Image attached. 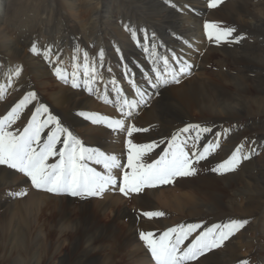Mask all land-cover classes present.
<instances>
[{"label": "bare ground", "instance_id": "bare-ground-1", "mask_svg": "<svg viewBox=\"0 0 264 264\" xmlns=\"http://www.w3.org/2000/svg\"><path fill=\"white\" fill-rule=\"evenodd\" d=\"M206 1L62 0L66 12L61 13L57 0H0V85H4V93L0 98V119L7 115L24 95L35 90L30 79L31 75L38 81L47 80L46 76L54 71L53 59L67 62L68 68H61L66 74L73 72V63H75L77 65L75 70L82 83L83 54L87 52L90 61L94 59L97 62V71L100 73L92 92L82 86L73 88L70 75L68 83L56 76L66 85V88L56 84L57 82L53 85L43 83L40 87L38 84L37 88L35 87L37 91L33 92L36 94V100L25 107L28 110L27 114L23 112L16 120L18 124L14 127H17V131L23 130L36 107L42 104L46 107L50 106L49 113L70 131L73 132L75 126L83 127L81 130L85 141H81L82 144L85 147L97 149L102 141L89 142L92 140L89 139V135L93 136L96 132L94 129L85 127L84 118L78 115L79 112L97 109L94 99L100 100L103 104H111L119 111L124 100L139 101L140 97L136 94L135 88L131 87V83L137 84L142 90L147 89L144 97L146 103L151 97L157 96L155 102L160 109L155 120L162 123L166 132L177 131L178 123L183 124L181 126L183 128L191 124L192 121L186 120L190 116L189 112L186 113L196 108L200 116L209 117L213 125L226 123L229 117L232 120L242 119L240 122H244L243 125L233 126L234 128L230 129L232 133L222 132L218 135L213 132L210 138L196 142L192 150L194 152L203 151L204 147L217 141L220 145L207 159L199 162L210 169L208 176L198 181V184L182 183L181 188L187 191L179 194L169 193L170 191L152 193L154 198H159L161 206L185 215L186 221L175 225L174 222L173 224L163 222L162 216L156 217L155 222L159 229H154L152 225L142 220L147 218L143 215L131 212L116 213L117 219L125 217L127 220L129 234L118 243L119 245L116 244L118 248L111 247L112 255L108 259V264H112L111 256L115 257L120 250L126 249H128L127 260L132 262L130 264L155 263L139 239L140 232H153L158 237L168 228L180 225L186 227L190 223L197 224V220L201 223L200 231H202L234 219L247 220L248 223L226 240L221 250L214 253L209 251L193 264H241L242 261H248V264H264V247L258 243L259 240L264 239V97L254 100L251 98V101L250 94L247 95V91L244 90L245 85L230 77L233 80L231 85L236 88L233 94L229 95L220 91L208 92L191 81L176 93V102L173 103L170 100L171 103L165 104L167 88L170 84L159 89V94L156 95L157 90L152 89L147 83L148 78L155 76L152 71L154 67L164 72L162 61L156 65L153 64L154 57L151 55L153 51L157 59L168 57L169 63L174 68L178 69L187 64L191 66L189 71L200 69L201 66L194 64L190 58L198 60L209 56L205 53L208 38L203 27ZM252 1L259 0H229L231 14L235 16L242 14L243 21L227 39L229 42L227 47H223L222 53L228 59L245 63L249 69L264 70V11H260L264 10V4L259 10L257 9L261 15H257L254 13L257 3ZM227 18L229 15L219 17L220 20H227ZM218 26L221 27L219 24ZM128 29L136 31V39L132 38ZM145 32L149 36L148 41L143 39ZM239 35L240 40L236 42ZM33 44H36L39 49L38 54L30 51ZM145 46L149 51H144ZM117 48L119 52L116 51ZM47 49H51V55L45 59L44 51ZM76 49L80 50L79 53ZM101 50L104 52L102 64L99 60ZM73 56L78 57L75 62L72 60ZM177 57L179 64L175 59ZM17 67L22 69L19 77L14 75ZM124 80L129 81L130 84L124 85ZM256 86L258 93L264 92L263 86ZM117 88L121 90L122 100L117 96ZM84 94H91V98H84ZM7 96H10L8 102L4 101ZM144 105L145 103H140L132 109L125 105L121 112L129 118L134 115L137 107ZM21 110L24 111V109ZM247 110L251 111L250 116L245 115ZM128 112H131V115H126ZM45 131L47 132L48 129ZM191 136H195L194 131L191 132ZM236 148H241L243 153L250 154L251 157L242 162V170L239 173L243 176L232 174L217 180L213 176L219 173L211 169L227 159ZM125 155V153L121 155V163H124ZM16 172L7 166H0V192H2L1 188L11 186H16L14 190L22 188L24 191L27 190L28 185L25 182H17ZM216 181L221 182L224 187H235L244 199L242 206L235 205L234 214L215 217L217 211L224 209L221 204L222 199L226 197L225 188L220 190V185ZM13 197L0 196V211L3 218L0 226V241H6L11 246V251L13 249L16 251L14 258L11 259L8 255L4 258L9 264L39 263L32 248L24 246V240L28 235L29 217L33 213L41 215L47 205L70 208L75 200L80 202H78L79 208L87 207L86 203H81L86 201L84 197H73L68 194L53 193L52 195V193L42 194L28 190L21 202L13 201ZM151 199L144 198L142 201L141 206L145 212L156 211ZM112 200L106 198L102 202H97L94 208L106 216L105 210L116 207ZM85 217L88 216L85 215ZM249 234L251 236H248ZM189 241H185V245ZM92 254L93 249L86 248L73 260V264H95V261L97 263L99 260ZM58 264L64 263L59 261Z\"/></svg>", "mask_w": 264, "mask_h": 264}, {"label": "snow or ice", "instance_id": "snow-or-ice-1", "mask_svg": "<svg viewBox=\"0 0 264 264\" xmlns=\"http://www.w3.org/2000/svg\"><path fill=\"white\" fill-rule=\"evenodd\" d=\"M222 0H209L208 7H217ZM204 31L211 41L215 39L217 43L227 41L235 31L234 28H221L215 23L205 22ZM127 28V26H126ZM133 39L137 38L135 30L128 29ZM145 41L149 36L145 32L143 37ZM236 42H239L237 38ZM153 48L155 45L153 44ZM30 51L38 54L39 49L33 44ZM79 49L76 52L79 53ZM119 52V48L116 49ZM144 51H149L144 47ZM51 55V49L44 51V58L48 59ZM153 64L156 65L162 61L164 72L158 67L152 71L154 77L148 78L147 83L152 89L157 90L172 84L179 83L181 75L189 74L190 65L184 64L178 69L169 63L168 57L155 58ZM77 56H73L75 62ZM104 52L101 50L99 60L102 64ZM177 63L179 64V58ZM83 74L82 83L79 81L78 73L75 70L77 65L73 63V72L66 74L61 68L54 69L55 74L65 83L69 82L71 76V86L73 88L83 87L89 92L93 91L97 78L100 73L97 71V62L90 61L88 53L83 54ZM22 69L17 67L14 75L19 77ZM111 71V69H109ZM115 83V81H113ZM136 94L140 97L139 101L124 100L121 104V111L126 105L129 109L136 107L140 103H146L144 97L147 89H141L137 84L132 83ZM117 96L122 100L121 90L116 89ZM4 93V85H0V98ZM36 100V94L29 92L12 107L11 111L0 119V166H7L14 169L29 178L32 186L36 189H42L54 194H68L73 197H92L103 193L109 186L117 185V176L113 174L114 170L122 168L121 161L115 155H106L103 151L94 148L85 147L72 131L64 127L60 120L49 113V109L40 105L32 113L27 125L22 131H12L10 128L19 119L20 110ZM107 102V101H106ZM92 124H107V127L114 131H127L129 137L133 132L146 131V129H137L135 127L126 128L125 121L122 119H108L93 113L81 111L78 114ZM131 115V112L126 113ZM51 126V127H50ZM45 129H48L46 132ZM195 132V136H186L184 134ZM208 127H202L199 124H189L174 133L167 141L168 147L162 150L157 159L151 163H144V156L158 147L155 143L135 144L131 139L127 140L128 155L127 168L131 172L122 173V185L119 191L125 195L128 192L139 193L144 187H155L158 185L170 184L176 177L191 176L196 173L194 164L208 158V156L219 148V142L209 144L203 148V151L194 152L196 142L200 140L201 133L210 132ZM227 131V130H225ZM219 135V134H218ZM192 139L191 148L188 147V140ZM62 145V147H58ZM50 158L55 162L49 163ZM250 154H245L241 148H236L231 155L218 163L211 171L224 174L235 171L243 161L250 159ZM88 161H94L102 165L104 172L97 171L90 167ZM25 192L16 193V196H23ZM148 218L161 217L164 215L161 211H147L142 213ZM248 223L247 220H230L225 224H216L212 227L200 231L193 239L189 237L201 228L199 224H191L186 227L180 225L171 227L160 234L158 237L153 232H140L139 238L144 242L147 251L151 254V259L155 264H193L205 253L223 246L237 231ZM185 241H189L185 245ZM241 264H248V261H242Z\"/></svg>", "mask_w": 264, "mask_h": 264}, {"label": "rangeland", "instance_id": "rangeland-1", "mask_svg": "<svg viewBox=\"0 0 264 264\" xmlns=\"http://www.w3.org/2000/svg\"><path fill=\"white\" fill-rule=\"evenodd\" d=\"M57 1L60 12L65 13L66 9L64 8L62 0H57ZM208 2L209 0L206 1V6H204L206 10L204 17L205 22H210V23L212 22L217 25L219 24L223 28H234V29L238 28L239 27L238 25L242 23L243 21L242 14H237V16L231 14L232 12H230L231 9H230L229 0L228 1L222 0V2L219 3L217 7L214 8H209ZM252 3H257L256 10L254 11V13L257 15H261L258 12L264 10L257 11V9L259 10V8L264 4V1L263 0H259L257 2L252 1ZM226 15L227 16L229 15V18H227V20L219 19V17ZM230 17L232 19H230ZM237 37L240 38L241 36L239 35ZM208 41H207L208 46L205 53L209 54V56H207L206 59L200 58L197 60L195 58L192 59L190 58V60H192L194 64H197V66L199 65L201 66L200 69H198L197 71H189V74L181 75L179 77V83L170 84L167 88L168 94L165 100L166 103L165 102L164 103L169 104L171 103V101L173 103L176 102L177 101L176 93L179 91V89L182 86L187 85L191 81H194L196 84L200 85L203 89H206V91L208 92L220 91V92H226V94L228 93L229 95L233 94L236 88H234L231 85V82L233 80H231L230 77L232 79L233 78L237 79L239 82L241 81L245 85L243 87L244 90L247 91L248 93L247 95L250 94L249 95L251 96L250 100L251 98L252 100L258 99L260 97L263 98L264 92L258 93L256 85H261L264 87V70L249 69L245 66L246 65L245 63H240L238 61L228 59V57H226V55L222 53V50L224 49L223 47H227V44L229 42L228 40L220 43H217L215 39L211 41L208 39ZM52 66L54 69L56 67L66 68V69L68 68L67 62L64 63L63 61H58L55 59L52 60ZM50 73L52 75L48 74V76H46L48 77L47 80H43V81L40 80L38 81L33 78V75H31L32 78L30 79L32 80V84H33L32 86L33 87L35 86L37 88L38 84L40 87L43 85V83H50V84L52 83L51 85H53L57 82L56 84L62 85L64 88H66V85L60 82V80L57 78L58 76L54 73V71ZM29 84L31 85V82ZM123 84L128 85L130 83L129 81L124 80ZM35 87H34L35 90L33 92L37 91ZM10 96L5 97L4 101L8 102L10 100ZM42 97L45 98L44 96ZM86 97L91 98V94L88 95L84 94V98ZM156 100H157V96L151 97L149 99V102L145 103L144 106L137 107V110L135 111L134 115L129 118L124 116L123 112L119 111L111 104H103L100 102V100L97 99L93 100V102H95L98 106L97 109L84 110V112L93 113L102 117H107L108 119H113V120L122 119L125 121L126 128L135 127L137 129H146V131L133 132L132 136L129 137L127 131H120V132L119 130L114 131L113 129L108 128L107 124L94 125L90 121L84 119L85 127L91 128V130L94 129L95 132L97 133V134L94 133L93 136L91 134L89 135V139L93 140V141L90 140L89 142L95 143L96 141L97 142L102 141V144L97 143L100 144L98 146L99 150L101 149L100 151H103L106 155H115L118 160H120L121 155L125 153L126 155H125L124 163H121L122 164L121 169L113 171V174L116 175L118 178L117 185L115 187L109 186L103 193L97 196L84 197L86 201H81V203L82 202L86 203L87 204L86 208L83 209L79 208L78 206L79 201L77 202V200H75L73 202V206L70 208H66V207L59 208V207L47 205V207L41 213V215L40 214L37 215L36 213H33L29 217L28 235L26 240H24L25 241L24 246H28V248H32V252H35L34 256H36V260L37 261L39 260L38 264H58L59 261H63L64 264H73V260L77 256L81 255L84 252V250L88 247L89 249L90 247L91 249H93L92 255L96 257L97 260H99L97 261V263L95 261V264H108L109 262L108 259L110 258V255H112L111 247L113 246L115 247L116 244L120 243L124 238H127L129 234V226L127 220L125 219V217L122 218L123 220L117 219L115 217L116 213L120 214L121 212L122 213L131 212L142 215V212H145L144 208L141 206L144 198L145 199L147 198V200L148 198H152L151 202H153L155 206L154 210L161 211L164 213V215H166L165 217L162 216L163 222L172 223V224L174 222V224L176 225L178 223H181V221L184 222L187 220V217H185V215L183 216L182 214H178L174 210L171 211V209H167V208L165 209L163 206H161V202L159 201V198L157 197L154 198L152 193L158 191L161 192L167 191L166 193L170 191L169 193H174V194L186 192L187 189L181 188L182 183L189 182V184L191 185H196L198 184V181L208 176V172L210 168L207 167L205 164L202 163L194 164V167L196 168V173L194 175L186 176V177H176L174 178L173 182L170 184L158 185L155 187H144L139 193L128 192L127 195L119 191V188L122 185V173L124 171L131 172V169L127 168V155H128L127 140L131 139L132 142L135 144H141V143L157 144L158 147L154 148L151 152L147 153L143 158L144 163H151L154 159H157L159 157L163 149L168 147L167 141L171 139L172 135L176 133L179 129L183 128L181 127L183 124L181 125V123H178L176 128L179 129L177 131L174 132H171V130L170 132L165 131L166 129L162 127V123L155 120L156 119L155 117L156 116L158 117V109H160V107H157L156 105L155 102ZM47 108H50V106H48ZM23 109L24 111L20 110L19 116L23 112L27 114L28 110L25 108ZM188 112L190 116L189 117L187 116L188 118L186 120L189 119L190 121H192L191 124L192 123L199 124L203 127H208V128L211 127L210 129L212 132L210 131L207 133H201L202 134L200 137L201 140L210 138L211 133L213 132L216 134L222 132L229 133L236 125L240 126V124L243 125L244 123V122L243 123L240 122L242 119L232 120V118L229 117L226 123H220L217 125L214 124L215 125L214 126L209 120V117L200 116L197 108L194 109L193 111H187L186 114H188ZM245 115L250 116L251 111L250 110L245 111ZM223 117L227 118V116H223ZM17 122L18 121H16L12 125L10 130L17 131V127H14L18 124ZM81 128L83 127L75 126L73 130V134L81 141H85ZM186 136H191V132L188 134H184V136H182L181 138L183 139ZM192 141H193L192 139L188 140L189 148H191L193 144ZM53 162H55V159L50 158L49 163H53ZM88 164L90 167L95 168L97 171H101V172L105 171L102 165L96 164L94 161H89ZM241 170H242V163L235 171L224 174H218L213 177H215L217 180L232 174L235 175L241 174L242 177L243 176L242 173H239L241 172ZM15 175L16 178H18L17 182L23 181L25 182V184L28 185L26 186L27 190L24 191L23 188L20 190L19 189L14 190L16 186H11L9 188L4 187L1 188L2 192H0V196H4V197L7 196L10 198L14 196L13 201L17 200L18 202H21L26 197L28 190L39 192L42 194H50L45 190L36 189L34 186H32L30 179L25 177L22 173H19L17 171ZM216 182L218 185H220L219 186L220 190H223L222 188H225L226 197L222 199L221 206H223L222 208H224L226 211L224 209H222V211L221 210L217 211L215 217H220L226 214H234L236 212L235 205L236 207L242 206L244 203V199L242 198L241 195H239L238 190L235 187L232 188L224 187L221 182L219 181ZM19 192H25L26 194L23 196H16L15 194ZM106 198L108 200L113 199L112 200L114 201L113 205L114 206L116 205V207L105 210L104 213H106L105 214L106 216H104L101 214L102 212H99L97 209L94 208V206L97 202H102L106 200ZM62 215L64 217H62ZM85 215H87L88 217H85ZM155 218L156 217L153 218L147 217L146 219L144 218L142 220L145 221L146 223L148 222V224L152 225L154 229H159V227L156 225L157 223L155 222L157 221V219ZM2 219H3L2 213L0 211V226L2 223ZM191 224L192 223H190L189 225ZM197 224L200 225L201 223L197 220ZM200 229H197V231L193 233L192 237L190 236L189 239L195 237V235H197L200 232ZM248 236H251V234H249ZM87 237L92 238L91 239L92 241ZM141 243L144 245L143 241H141ZM258 243L262 247H264V239L259 240ZM223 246L211 250V253L221 250ZM10 247L11 246L8 245L6 241H0V264H9L8 261L5 262L4 260L6 255H8L11 259L15 257L16 251H14V249L11 251ZM72 248H74L73 251ZM116 248H118V246H116ZM127 255H128V249L120 250L115 257L111 256L112 264L132 263L129 260H127L128 259ZM150 264H155V263L151 262Z\"/></svg>", "mask_w": 264, "mask_h": 264}]
</instances>
